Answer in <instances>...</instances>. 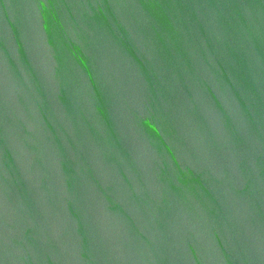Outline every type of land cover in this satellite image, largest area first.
<instances>
[{
    "label": "water",
    "instance_id": "obj_1",
    "mask_svg": "<svg viewBox=\"0 0 264 264\" xmlns=\"http://www.w3.org/2000/svg\"><path fill=\"white\" fill-rule=\"evenodd\" d=\"M0 264H264V0H0Z\"/></svg>",
    "mask_w": 264,
    "mask_h": 264
}]
</instances>
